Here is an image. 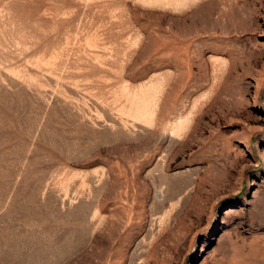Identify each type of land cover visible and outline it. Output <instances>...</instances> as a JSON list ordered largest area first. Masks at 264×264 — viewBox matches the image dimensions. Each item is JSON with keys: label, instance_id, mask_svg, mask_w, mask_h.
I'll list each match as a JSON object with an SVG mask.
<instances>
[{"label": "rangeland", "instance_id": "rangeland-1", "mask_svg": "<svg viewBox=\"0 0 264 264\" xmlns=\"http://www.w3.org/2000/svg\"><path fill=\"white\" fill-rule=\"evenodd\" d=\"M0 264H264V0H0Z\"/></svg>", "mask_w": 264, "mask_h": 264}]
</instances>
